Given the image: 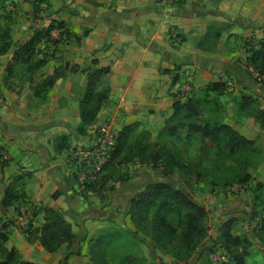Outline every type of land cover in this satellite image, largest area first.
Listing matches in <instances>:
<instances>
[{
	"label": "crops",
	"instance_id": "1",
	"mask_svg": "<svg viewBox=\"0 0 264 264\" xmlns=\"http://www.w3.org/2000/svg\"><path fill=\"white\" fill-rule=\"evenodd\" d=\"M31 1L0 0V25L9 28L11 41L8 50L0 54V225L11 222L4 245L14 248L21 261L32 264H89L88 240L104 220L110 219L106 214L119 212L126 224L116 218L110 221L132 229L125 212L129 200L146 184L166 178L160 167H133L103 201L97 196L87 200L76 190L81 189L72 176V152L89 146L96 127L105 120L113 121L118 129L135 124L139 132H161L189 73V96L199 97L196 95L210 82L230 78L239 94L258 99L264 108V83L252 80L246 62L238 60L246 53L225 48L226 41L239 42L241 36L264 37L260 30L264 0H185L180 4L172 0H49L41 27L62 22L68 38L59 43L40 41L35 59L45 56V63L34 72L14 65L7 85L6 68L13 63L14 44L24 43L36 27ZM221 26L226 29L222 28L215 46H198L207 31ZM172 29L181 34L177 42L170 38ZM51 35L57 39L58 30L53 29ZM92 59L98 67H109V91L96 119L81 135L77 127L85 75L65 65L83 67ZM55 69L61 76L51 87L42 88V79ZM19 73L29 78L17 84ZM13 182L23 189L24 201L65 212L75 234L71 247L62 244L50 253L39 242L26 241L14 222L19 201L2 206L5 191ZM69 209L76 222L66 214ZM67 249L74 254L63 260Z\"/></svg>",
	"mask_w": 264,
	"mask_h": 264
},
{
	"label": "trees",
	"instance_id": "2",
	"mask_svg": "<svg viewBox=\"0 0 264 264\" xmlns=\"http://www.w3.org/2000/svg\"><path fill=\"white\" fill-rule=\"evenodd\" d=\"M43 1L46 2L48 9L49 0L31 1L33 17L38 14L39 3ZM173 1L180 4L185 0ZM53 29H57L59 36L65 38L54 39L51 35ZM221 30L215 28L207 31L197 43L198 46L203 47V43L210 38H219ZM68 32L62 22H51L47 27H35L32 35L24 43L14 44L13 63L7 65L5 84L8 85V76L11 74L14 65L24 66L26 70L34 72L45 63V56L35 59L38 53L36 46L40 41L65 42L69 35ZM86 33L87 30L84 29L82 34L85 35ZM170 38L179 40L181 34L177 33L175 37L170 35ZM9 39V28L0 25V54L5 53L11 46ZM245 45L246 65L256 70L264 78V37L258 41L248 39ZM65 68L71 71L80 70L85 75L84 91L79 99L80 123L77 127V132L83 135L87 133L88 127L96 119L99 110L107 101L109 91L107 76L110 69L109 67H98L95 59H92L89 65L83 67L66 64ZM60 76L61 73L58 69H55L52 75L42 79L41 87L44 89L51 87ZM226 87L225 82L213 81L202 89V95L199 97L187 96L183 99L180 97L174 99L172 102L173 113L165 121V126L161 132L169 139L182 136L183 141L186 143L197 137L202 143V149H205V146L208 149H214L215 154L221 156L224 160L242 158L247 153H251L255 144L253 139L240 134L229 123L205 115L206 105L212 102H216L215 104L218 105L216 99L225 93ZM235 102L241 114L252 117L259 127L264 130V108L261 107L258 99L241 94L235 99ZM135 130V124L125 125L119 130L116 144L109 151V156L98 179L95 182L86 184L81 191L91 192L103 197L107 190L112 189V187L106 186L110 178V169L114 168L116 163H129L134 160H137L140 165L150 166L151 168L160 167L166 179L155 180L146 184L131 197L125 212L129 216L132 229L117 226L115 223V225L100 229L98 234L88 240L89 264H144V258L131 251H124L116 257L114 263L109 262L106 254H109L117 243L124 245L134 243L139 252H141L139 248L141 244L152 246L170 254L178 261H185L196 252L197 247L207 236L206 218L208 211L205 206L192 198L178 184L170 181L175 169L180 171L183 168L184 173L188 174L186 168H188L190 162L184 161L180 154L173 153L166 146L152 145L149 142L140 140L129 141ZM126 149L127 154L119 160ZM0 158H2L1 154ZM6 161V158L2 159L1 165L3 166ZM198 174L196 175L198 176ZM251 177L249 172H245L242 178L236 181L246 183ZM20 178V176L15 178V183ZM73 180L75 181L74 177ZM15 183L13 182L7 187L2 206L7 207L14 201H19L15 206L17 216L21 214V207L25 209L28 221L26 227L22 229V233L26 241L29 244L39 242L50 253L55 252L62 244L71 247L75 234L71 223L65 218V213L46 205H36L24 201V193L20 191V187ZM255 189L261 191L264 189V183L257 182ZM55 196L56 192L53 193L52 197ZM254 200L264 202L263 193L258 192ZM253 212L255 214V211ZM38 214L42 215V221L39 225H36L35 220ZM10 224L11 222L6 221L0 225V264H14L16 262L19 264H32L19 260V254L14 248L7 249L5 247L4 244L8 235L6 227ZM258 224V233H263L264 218ZM232 228V219L225 220L219 225L220 244L228 253V260L220 264H246V257L249 255L251 243L247 238L233 235ZM123 238L126 240L123 241ZM239 247L240 250L237 249ZM71 254L74 253L69 252L67 249L63 260H67Z\"/></svg>",
	"mask_w": 264,
	"mask_h": 264
},
{
	"label": "rangeland",
	"instance_id": "3",
	"mask_svg": "<svg viewBox=\"0 0 264 264\" xmlns=\"http://www.w3.org/2000/svg\"><path fill=\"white\" fill-rule=\"evenodd\" d=\"M222 28L226 29L224 26H221V29ZM262 28L263 29L260 30L264 32V23L262 24ZM262 38L263 37H256L255 34L248 35L245 38L241 36V41H237L238 43L226 41L225 48H232L237 51L239 50V52L241 50L244 55L246 53L244 51L246 40L258 41ZM211 40H213V38L203 43V47L208 49L211 48V44H214V46L217 44V39H214V41ZM244 57H246V54ZM244 57L242 60L241 58L238 60L241 63H245ZM247 69L246 72L252 80L264 83V81L253 79L251 67ZM17 76L19 77L17 84L29 78V75L26 74L21 75L19 73ZM17 76L15 75L14 78ZM10 78L11 77H9V79ZM13 80L14 79L11 78V81ZM184 80L182 82H184ZM231 80L234 81L233 79ZM239 93L241 92L236 91V83L234 81L233 86L226 87L225 93L217 97L216 100L218 101V105L215 104L216 102H212L206 105L204 112L205 115L211 118L221 119L229 123L233 128L240 130L239 132L244 136L254 140V149L251 153H247L242 158L224 160L221 156L215 154L214 149H208L206 146L205 149H202V143L197 137H194L190 142L186 143L183 141L182 136L169 139L163 132L151 135L149 132L144 133L136 130L129 139V141L140 140L142 142H149L152 145L166 146L173 153L180 154L184 161L190 162L188 168H186L188 174L184 173L183 168L180 169V171L175 169L170 181L182 187L192 198L204 205L208 211L206 218V225L208 227L207 236L197 247L196 252L187 260L178 261L170 254L164 253L152 246L141 244L139 245L141 252H139L138 247L134 245V243L125 245L117 243L110 253L106 254L109 262L114 263L116 257L121 255L124 251H131L134 254L136 253V255L139 254L142 256L144 258V264H220L218 261H213L211 257L213 254H216L224 257L225 261L228 260V253L225 252L220 244L218 228L223 221L232 219V234L240 238H247L251 243L249 255L246 257V264H264V232L258 233V222L264 218V202L254 200L258 192L263 193L264 196V189L261 191L255 189L257 182L264 183V130L259 127L258 123L255 122L252 117H246L238 111L235 99L241 95ZM198 95L200 96L202 94L200 93L196 96ZM187 96L191 97L185 94V97L183 96L180 98H187ZM242 117H246V119H242L241 121ZM92 138L96 140V134H93ZM125 154H127V149L121 154L119 160L122 159V157L124 158ZM133 167L150 168V166L140 165L137 160L129 163H116L114 168L110 169V178L106 186L115 187L129 175ZM245 172L250 173L252 176L251 179L246 183L237 182L236 180L242 178ZM197 173H199L198 176L196 175ZM19 189L20 191L23 190L22 188ZM76 190L80 195L84 194L87 200L97 196L94 193L89 194L78 189ZM108 192L109 190L106 191L103 197H97L103 201ZM91 201L94 203V200ZM253 211H255V214ZM118 213L117 211L116 214L108 213L106 214V218L112 220L116 218L126 224L125 218ZM66 214L74 218V222L77 221L71 209L67 210ZM41 216V214H38L36 217V225L41 223ZM110 219L104 220V223L95 229L91 237L98 234L100 229L115 225ZM121 227L130 229L127 225H122ZM125 240L126 239L123 238V241ZM88 246L89 243H87V248ZM237 249L240 250L241 248L239 247ZM14 264L19 263L16 262Z\"/></svg>",
	"mask_w": 264,
	"mask_h": 264
},
{
	"label": "built area",
	"instance_id": "4",
	"mask_svg": "<svg viewBox=\"0 0 264 264\" xmlns=\"http://www.w3.org/2000/svg\"><path fill=\"white\" fill-rule=\"evenodd\" d=\"M46 10V2H40L39 12L35 17H33V23L36 27H41L42 18ZM176 34L177 31L172 29L171 36L175 37ZM60 37L62 39L65 38L64 36H59L58 32L57 38ZM251 73L253 79L258 81L264 80L263 76L259 75V73L253 68H251ZM190 78L191 74L189 73L187 75V79H185L180 85L178 89L180 97H183L185 94H189L192 91ZM224 82L227 87L234 85L231 79H226ZM118 133L119 129L116 127V124L113 121L105 120L96 127V140H94L89 146L76 148L72 152L70 157L73 166L72 176L74 177L79 189H82L86 184L95 182L98 179L103 165L109 156V151H111L116 144ZM20 211L21 214L15 218V223L17 227L22 230L26 227L28 217L23 207L20 208ZM211 257L213 261H218L219 263L225 261L224 257L220 255L213 254Z\"/></svg>",
	"mask_w": 264,
	"mask_h": 264
}]
</instances>
